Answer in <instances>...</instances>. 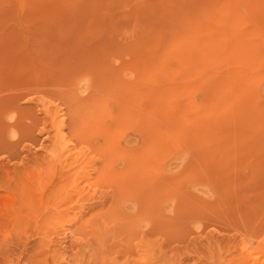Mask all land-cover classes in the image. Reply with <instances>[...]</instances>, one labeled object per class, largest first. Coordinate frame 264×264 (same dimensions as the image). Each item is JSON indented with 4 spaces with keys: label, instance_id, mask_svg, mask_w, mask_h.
Masks as SVG:
<instances>
[{
    "label": "rangeland",
    "instance_id": "obj_1",
    "mask_svg": "<svg viewBox=\"0 0 264 264\" xmlns=\"http://www.w3.org/2000/svg\"><path fill=\"white\" fill-rule=\"evenodd\" d=\"M0 264H264V0H0Z\"/></svg>",
    "mask_w": 264,
    "mask_h": 264
},
{
    "label": "bare ground",
    "instance_id": "obj_2",
    "mask_svg": "<svg viewBox=\"0 0 264 264\" xmlns=\"http://www.w3.org/2000/svg\"><path fill=\"white\" fill-rule=\"evenodd\" d=\"M56 119H57V116H56ZM52 121L56 122V121H55V117H54V115H53V120H52ZM57 128H58V126H57ZM57 131H58V132L55 134V136H56V141H60V140H61V134H60L59 131H61V130L59 129V130H57ZM65 149H66V148H65ZM65 149H64V150H65ZM67 149H68V148H67ZM70 149H72V148H70ZM73 149H74V147H73ZM65 152H66V151H65ZM66 153H67V152H66ZM70 153H72V152L70 151ZM70 153H69V154H70ZM74 153H75V152H74ZM72 154H73V153H72ZM72 154H71V155H72ZM65 156H66V154L64 155V158H67V156H68V158H67V160H68V159H69V155H68V153H67V156H66V157H65ZM59 157H61V156H59ZM70 158H71V156H70ZM65 160H66V159H65ZM60 181H61V180H60ZM42 194H44V193H42ZM46 195H47V194H46ZM35 198H36V197H35ZM64 198L66 199V197H63L62 200H63ZM68 198H69V197H68ZM68 198H67V200H68ZM41 199H42V198H41ZM69 199H70V198H69ZM28 200H29V199H28ZM38 200H39V199H38ZM41 202H42V201H41ZM61 203H62V202H61ZM53 210H54V209H53Z\"/></svg>",
    "mask_w": 264,
    "mask_h": 264
}]
</instances>
